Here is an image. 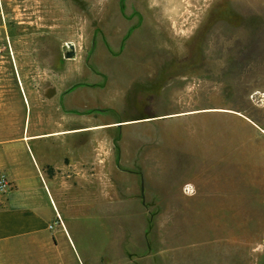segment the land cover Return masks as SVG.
I'll return each instance as SVG.
<instances>
[{"label": "rangeland", "instance_id": "obj_1", "mask_svg": "<svg viewBox=\"0 0 264 264\" xmlns=\"http://www.w3.org/2000/svg\"><path fill=\"white\" fill-rule=\"evenodd\" d=\"M0 93L10 127L107 123L96 264H264V0H0Z\"/></svg>", "mask_w": 264, "mask_h": 264}, {"label": "crops", "instance_id": "obj_2", "mask_svg": "<svg viewBox=\"0 0 264 264\" xmlns=\"http://www.w3.org/2000/svg\"><path fill=\"white\" fill-rule=\"evenodd\" d=\"M20 93L18 97L24 102L22 89ZM5 100L8 99L0 93V175L9 183L6 189L0 188V264H96L103 260L101 254L88 255L83 220H79L82 207L88 206L89 201H75L73 195L89 194V181L104 182L109 175L105 171L107 123L95 122L89 112H81L76 114L81 122L40 130L30 127V118L21 114L16 125L10 127L13 118ZM182 113L185 112L177 114ZM65 116L61 114L59 119ZM260 131L264 132V128L260 127ZM144 146L147 147L144 143L138 148L135 144L141 160L132 146L126 160L128 164L143 166V173L147 160ZM116 172L135 174L120 169ZM96 192L92 205L99 204L101 190ZM117 199L122 204L132 200L128 194ZM133 201L137 205L135 197Z\"/></svg>", "mask_w": 264, "mask_h": 264}, {"label": "built area", "instance_id": "obj_3", "mask_svg": "<svg viewBox=\"0 0 264 264\" xmlns=\"http://www.w3.org/2000/svg\"><path fill=\"white\" fill-rule=\"evenodd\" d=\"M9 183L8 181L5 179V177L3 175H0V188L2 190L6 189L8 187Z\"/></svg>", "mask_w": 264, "mask_h": 264}]
</instances>
